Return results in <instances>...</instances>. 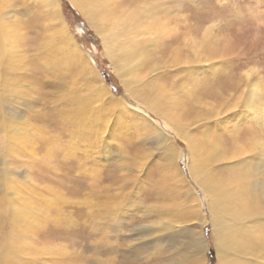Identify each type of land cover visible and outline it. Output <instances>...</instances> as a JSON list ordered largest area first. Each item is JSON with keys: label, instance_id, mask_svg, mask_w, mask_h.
<instances>
[{"label": "rangeland", "instance_id": "obj_1", "mask_svg": "<svg viewBox=\"0 0 264 264\" xmlns=\"http://www.w3.org/2000/svg\"><path fill=\"white\" fill-rule=\"evenodd\" d=\"M53 1L52 10L45 0H0V21L16 40L10 45L8 36L6 45L0 44V264H220L214 234L215 223L221 226L222 218L213 216L208 195L190 168L186 143L145 108V126L129 124L123 120L126 116L109 109L119 97L143 109L127 95L124 81L146 54L134 62L118 60L127 41L118 37L113 51L71 0ZM128 1L113 0L112 12L124 7L142 10L134 21L141 50L150 55L136 65L139 71L133 76L145 82L158 77L168 82L184 106L174 109H179L177 118L184 126L196 136L211 131V139H220L222 148L205 154L209 164L203 172L212 177L234 166L235 176L246 175L259 194L249 202L253 214L240 218L247 226L241 243H249L254 255H264V173L259 162L264 145H256L247 154L254 164L246 165V160L228 166V159L214 163V155L221 159L230 154L237 136L244 142L248 132L247 140L259 137L256 141L264 142V0H153L150 4L131 0L132 5L126 6ZM146 11L152 20L144 19ZM184 39L196 40L201 54L191 64H182V58L175 67L171 65L178 46L174 41L183 48ZM214 47L215 52H210ZM182 54L194 60L189 48ZM154 68L158 69L150 73ZM195 76H202L203 84L217 82L218 86L232 80L239 86L235 92L247 98L255 84L260 101L252 108L258 114L251 118L250 110L235 109V97L228 96L215 101L221 108L218 114L212 110L205 119L195 120L197 95L203 91L196 90ZM98 79L110 93L103 98L97 95ZM203 86L206 90L207 85ZM128 134L131 139H118ZM75 138L79 144L72 153ZM228 220V227L234 225V220ZM232 232L236 234L237 229ZM253 233L260 237L258 242H251ZM201 240L203 249L196 246ZM249 258L232 254L229 260L244 264ZM245 264L261 263L249 260Z\"/></svg>", "mask_w": 264, "mask_h": 264}, {"label": "bare ground", "instance_id": "obj_2", "mask_svg": "<svg viewBox=\"0 0 264 264\" xmlns=\"http://www.w3.org/2000/svg\"><path fill=\"white\" fill-rule=\"evenodd\" d=\"M45 1L49 4L48 5L49 7L51 5L55 4V1H53V0H45ZM71 1L78 7V9H80L83 12L85 17L89 20L90 24L95 29H97V31L99 33H101L102 35L105 36V39H104L105 44H108L113 51L117 48V46H115V45H116V43H118L117 42L118 41V37L121 38V40L127 41V43L125 42L126 43L125 47H121V49L119 48L122 55L117 56L118 60L124 61V62H130V59H131V62H134L137 58H139L143 54H146V55L143 56L142 60L140 59L139 65L136 63L137 66H140L142 64V61L147 59L150 56L148 50H146V49H144L143 51L141 50V46H142L141 42H142V40L140 39V36H139L140 34L137 31L136 21H134L136 19V15H138V12L142 11L141 9H138L137 10L138 12H135L133 9H131L129 7H124L123 9H121V11L112 12L113 11L112 5H114L113 0H71ZM131 2L132 1L129 0L128 2H124V4L126 6H130V5H132ZM144 2L147 3V4H150V3L153 2V0H147V1L144 0ZM54 7H56V6H53L52 8H54ZM100 12H102V13H100ZM106 12H108V13H107L106 17H104L103 13H106ZM52 17H54V14L52 15ZM115 17H118V18H115ZM153 18H154L153 15L150 14V12L146 11V16L144 17V19L152 20ZM48 19H50V18H48ZM60 21H59V23H60ZM105 21L108 22L109 25L112 24L111 27L109 25L105 24ZM56 22H58V21L56 20ZM57 25H59V24H57ZM106 27H108L107 30H105ZM2 28L0 27V42H2L0 44L6 45L7 37L9 36L10 38L8 37L9 40L7 42L10 45H12L14 43V41H16L14 39H11L12 32H9L7 30V28L5 27L4 23H2ZM158 29H161V27L158 28ZM118 30H119V32H118ZM211 31H212V29H211ZM61 35L63 36L64 40H65V38L67 39V44L69 46V49L74 54H76V51L73 50L74 47H73L72 41L70 39H68L67 36L63 32L61 33ZM208 35H206V36L208 37ZM207 37L205 39L206 41L208 39ZM213 37H214V35H213ZM214 39H216V38L214 37ZM174 42L178 46L175 48V50L173 52V58H172L173 59V61H172L173 63L171 65H173L175 67L178 66L179 64L181 65L182 58H183L182 64L184 62H186V61L190 62V64H191V62L195 61V58H197L201 54V51H200L201 48L199 47L198 42L196 40H194V39H192V40L184 39L185 47H183V48H182V46L179 45L178 41H174ZM156 43H157V41H156ZM15 45H16V43H15ZM157 45H159V44H157ZM217 47H218V45H217ZM217 47H214L211 51L210 50L209 51L210 52H215ZM21 48H22V46H21ZM187 48H189L190 52L195 56L194 58L191 57L194 60H191L189 55H187V54H186V56L184 54H182V55H184L183 57L181 56V52L183 53L185 51V53H186ZM168 49L170 50L171 48H168ZM165 50H166V48H165ZM166 52H171V51L166 50ZM203 52H204V50H203ZM210 52H208V53H210ZM45 54H46V52H45ZM159 54H161V53H159ZM210 55H214V54L210 53ZM154 56H156V55L154 54ZM168 56H170V55H168ZM164 57H166V55ZM9 59H10V57H9ZM151 59H153V58H151ZM168 59H170V58H168ZM162 60H163V58H161V61ZM158 61H160V59ZM198 61H199V58H198ZM205 61H206V59H205ZM155 62L157 63V61H155ZM162 62H164V60ZM52 63H53V61H52ZM143 63H145V62H143ZM169 64L170 63H168V65ZM186 64L187 63H184V65H186ZM136 65H134V67L131 69V74L129 73L130 74V76H129L130 79L124 81V83H125V91L127 92V95L129 94V96L134 97L139 102V104L142 106L141 108H143V109H139V108L135 109L132 106V104H130L127 101L126 97L125 98L124 97L114 98L112 95L109 98H110V100L114 98V100H113L112 105L110 106L109 109H111L112 113L115 112V110H117L118 112L122 113L124 116L127 117V120H125V119H123V120L127 121L129 124H130V121H132V124L134 122L137 125L139 124V125L145 126V121H146V117L145 116H148V115H145V113H144V108H145L146 110H148L146 112H152L153 115L157 116L159 119H163L165 121V124L170 129H173L176 137L182 139L186 143V145H187V147L189 149L190 168L193 171V173L195 175V178L197 177L199 179L200 185L202 186V188L206 192L205 194L208 195L209 205H210L211 210L213 212V216L214 217L220 216L222 218V220H220V223H223L221 226L218 225L217 223H215V234H214L215 238H216V247L218 248V258H219V262H221L220 264H226V263L227 264H232V262H230V260H229V257L232 254H234L235 256L236 255H240V254H242L244 257L249 256L250 257L249 259H246V260L243 261L244 264L247 261H249V260L250 261H254V262L256 260V261H258V262H260L262 264L264 262V255H259V256L254 255V253H253V251L251 249V245L249 243H244V244L241 243L242 239L240 238V235L242 234V231L244 229H247V226L242 224V222L240 221V218L242 220L243 217H245V216L249 217V216H251L253 214V208H252V205L249 202L254 201L253 199L255 197H257V194H259V193L255 194V189L251 185V182L247 181L246 175H241V176L237 175V176H235L236 174L233 173L234 172V169H233L234 166L227 168L223 172L221 171L223 173L222 175L218 174L216 176L213 175L212 177L207 176L208 174L206 175L203 172V171H207L205 165L209 164L208 160L205 158V154L206 153H213V152L215 153L217 150L221 149L222 146H221L220 139H218V138L217 139L216 138L211 139V137H210V132L211 131H207L206 133H203L202 136H196L194 133H191L190 130L186 126H184V122H182L179 118H177L178 114L180 113L179 109L182 108V110H183L184 106L183 107L181 106L182 104H181L180 101L177 102L176 97L173 95L174 93L172 94L171 91H170L171 88L169 89V87H168L169 86L168 82L166 83L165 81L161 80L160 77L150 79V80H148V82H145L144 80H140V79H135L133 74H137L138 71H139V70H137ZM164 66L167 67L166 64H164ZM154 67H160V65L156 64V66H155V64H154ZM175 67H173V68H175ZM204 67H206V66H204ZM141 68H143V67H141ZM157 69L158 68H154L150 73L155 72ZM128 70H130L129 65H128ZM190 72L191 73H188V74L191 76L192 75V69L190 70ZM96 77H97V75H96ZM201 77L197 76L195 78V81H194L195 82V88H197L196 90H198L200 88H202V90H203L202 92H200L199 95H197L199 103L197 104V110L195 111L193 109L195 115L191 114L192 117L195 120L198 121V120H201V119H205V116L208 117V115L211 113L212 110L215 111L214 115H216V113L218 114L219 110L221 108L219 107L220 105L216 106V102L215 101L219 102V100H220V99H218L219 97H222L221 99H226V98H228V96H230L231 98L235 97V101L233 102V106H234L235 109L238 108V107H243L245 109V111L248 109V111L250 110V112H252V113H250L251 114L250 115L251 118H255L256 117V115L258 114L259 110L255 109V108H252V107H255L257 105L258 101H260V96L257 95V90H256V85L255 84H253V85L251 84V86H254V88H253V91L250 92L251 96L249 98H247L244 93H242V92L241 93H236L237 91L235 92V90H238L239 86L237 87V85L234 84L232 82V80H231V82L228 85H225V86H218L217 82H215V83L213 82L212 84L210 82H208V84L204 83L205 86L207 85V89L204 90L205 87L203 86L204 85L203 82L206 81V80H203V78H201ZM247 78H250V74L249 73L247 74ZM71 79H72V77H71ZM98 82H99V84H98V91L99 92H98L97 95L100 96L101 98H103L105 95L110 94L109 91L107 90L106 86L102 85L101 82L99 81V79H98ZM153 82H154V85H152ZM233 84L236 85L234 88H233ZM92 87H94V86H92ZM171 87H173V86H171ZM175 88H177V87L175 86ZM155 91L158 92V93L157 94H153ZM172 92H175V91L173 90ZM170 93H171V95H170ZM95 95L96 94H94V96ZM176 95H178V94H176ZM203 95L206 98L204 100H201V97ZM89 96H91V95L89 94ZM190 97H192V96L190 95ZM78 98H80V97L78 96ZM96 98H97V96H96ZM64 100H66L65 97H64ZM77 100H79V99H77ZM99 100H101V99L100 98L98 99V103L100 102ZM223 101H225V100H223ZM79 102H80V100L78 101V104H79ZM115 102H117V103H115ZM80 106H81V104H80ZM178 106H181V107H178ZM186 106H188V105L186 104ZM207 106H210V107H207ZM176 107L179 108V109L177 108V110H178L177 112L174 110ZM75 108H77V107H75ZM70 109L73 110V108H70ZM77 109L79 110L80 108H77ZM105 109H107V108H105ZM204 109H207L208 111L206 112V111H204ZM223 110H224V108H223ZM191 113H193V112H191ZM242 113H244V112H242ZM246 113L247 114H245V113L244 114L248 115V112H246ZM135 114L139 115V117L143 116V118H135L134 119L133 115H135ZM234 115H236V114H234ZM86 125H87V123H86ZM96 126H98V124ZM130 127H132V126H130ZM140 128L142 129V127H140ZM145 129H148V127H146ZM80 130H82V129H80ZM203 131H205V130H203ZM253 132H256V131H253ZM90 134L93 137V135L95 134V130L92 129ZM248 134H250V133L247 132L246 136H244V142L240 141L241 138L239 139L238 138L239 136H237V139H233L232 140V149H231V152H230L229 155H225L221 159H216L215 155H214V163H220V162L224 161L225 159H228L230 161L228 166H232L233 164L236 165L239 162H243V161H246L248 159L247 154L249 153L251 148L256 147V145H258V144L264 145L263 141H256V140L259 139V137L253 138L251 140H247L248 137H249ZM77 138H79L78 133H77ZM87 138H89V137H86V139ZM24 140H26V139H24ZM91 140H92V138H91ZM91 140L88 142L89 144L91 143ZM93 140H95V139H93ZM177 142H178V140H177ZM78 144L79 143L77 142V139L75 138L73 140V143L70 144V146L72 147V149H71L72 153L76 150V148L78 147ZM89 144H87L86 146L89 147L90 146ZM93 145H95V144H93ZM173 146H175L174 143L172 144V147ZM255 149H257V148H255ZM24 150H25V148H24ZM51 151H52V149H51ZM51 151L49 150L48 153L51 154ZM52 155H53V153H52ZM246 165H248V164H246ZM248 167H250V166H248ZM256 167H258V166H256ZM249 170H250V168H249ZM256 170H258V169L256 168ZM238 172H239V170H238ZM245 173H247V171ZM251 176H248V177H251ZM254 177H251V178H254ZM257 184H258V182H257ZM229 186L231 188L233 186V189L232 190L229 189L230 188ZM56 196H58V195H56ZM53 197L55 198V196H53ZM248 197H250L251 199L249 200ZM257 198H255V199H257ZM51 205H53V204H51ZM112 208L114 209V207H112ZM31 209H33V208H31ZM27 210H29V207L27 208ZM110 210L112 211V209H110ZM0 212H2V211H0ZM30 212H31V210H30ZM19 216H21V215H19ZM26 217L25 218L21 217V218L26 219ZM228 217H230L232 219V221L234 220V225H232L231 227H228L227 224H226V221L227 222L230 221V220H228ZM29 218H30V215H29ZM27 221L29 222V220H27ZM0 222H1V220H0ZM28 222H27V225H28ZM220 227H221V229H220V232H219V228ZM232 229H237L236 234H234L232 232ZM256 231L260 235H262L260 233L261 230L259 228H257ZM259 239H260V237L256 233H253V237L251 238V242H253V243L256 242V241L258 242ZM20 241H22V240H20ZM198 245L201 247V249H203V240H201L200 242H198V244H196V246H198ZM231 249H232V254H228V251L231 250ZM189 251L190 250H188V252Z\"/></svg>", "mask_w": 264, "mask_h": 264}, {"label": "snow or ice", "instance_id": "obj_3", "mask_svg": "<svg viewBox=\"0 0 264 264\" xmlns=\"http://www.w3.org/2000/svg\"><path fill=\"white\" fill-rule=\"evenodd\" d=\"M131 138H132L131 134H128L125 137H118V139H131ZM109 139H112L111 135H110ZM141 146H143V144ZM259 162H260V171L262 173H264V156H261L259 158ZM245 163L246 164H254L255 161H246Z\"/></svg>", "mask_w": 264, "mask_h": 264}]
</instances>
